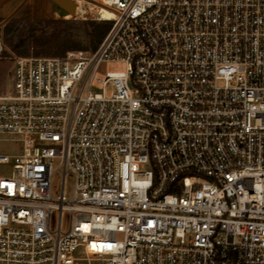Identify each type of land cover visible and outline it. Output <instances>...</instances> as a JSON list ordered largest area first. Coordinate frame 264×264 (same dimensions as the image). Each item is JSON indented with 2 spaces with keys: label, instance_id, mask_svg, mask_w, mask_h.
Returning <instances> with one entry per match:
<instances>
[{
  "label": "built area",
  "instance_id": "1",
  "mask_svg": "<svg viewBox=\"0 0 264 264\" xmlns=\"http://www.w3.org/2000/svg\"><path fill=\"white\" fill-rule=\"evenodd\" d=\"M73 1L96 48L0 94V264H264V0Z\"/></svg>",
  "mask_w": 264,
  "mask_h": 264
},
{
  "label": "rangeland",
  "instance_id": "2",
  "mask_svg": "<svg viewBox=\"0 0 264 264\" xmlns=\"http://www.w3.org/2000/svg\"><path fill=\"white\" fill-rule=\"evenodd\" d=\"M93 10L86 11L85 17L65 16L61 12L54 11L53 3H42L35 0L31 6H25L22 3L11 14L0 16V41L2 43V52L0 53V94L8 93L11 90V66L12 59L15 56H63L67 51L60 55L48 54L49 51L57 48H42L41 54H34L36 50L35 43L48 39L54 33L62 31L68 36V43L78 44L82 47H88L81 21L94 20ZM13 21V22H12ZM96 21V20H95ZM105 21L110 25V22ZM8 28V32H6ZM38 49V48H37ZM40 49V48H39ZM74 50L89 51V49L79 48ZM23 51V54H19ZM125 64L122 62H104L95 73L98 77H104L107 71H124ZM19 148L16 142L0 140V153H8ZM70 187L69 180L66 181L65 188L68 192ZM58 189V175L52 176V192Z\"/></svg>",
  "mask_w": 264,
  "mask_h": 264
},
{
  "label": "trees",
  "instance_id": "3",
  "mask_svg": "<svg viewBox=\"0 0 264 264\" xmlns=\"http://www.w3.org/2000/svg\"><path fill=\"white\" fill-rule=\"evenodd\" d=\"M80 23L83 26L86 39L89 43L88 47H82L78 44L68 43L67 34L63 33L62 31H58L57 33H54L52 36H50L48 39L39 43L36 42V50H34V54H41V51H43L42 48H57L48 52V54L51 55H60L63 54L66 50H74L79 48L89 49V51L94 50L99 44V42L102 40L110 25H108V23L105 21L95 20H83ZM6 32H8V28H6ZM18 53L23 54V51H19Z\"/></svg>",
  "mask_w": 264,
  "mask_h": 264
},
{
  "label": "crops",
  "instance_id": "4",
  "mask_svg": "<svg viewBox=\"0 0 264 264\" xmlns=\"http://www.w3.org/2000/svg\"><path fill=\"white\" fill-rule=\"evenodd\" d=\"M39 1H42V3H53L52 0ZM22 3H25V6H31V3H35V0H0V16L2 14H11Z\"/></svg>",
  "mask_w": 264,
  "mask_h": 264
},
{
  "label": "water",
  "instance_id": "5",
  "mask_svg": "<svg viewBox=\"0 0 264 264\" xmlns=\"http://www.w3.org/2000/svg\"><path fill=\"white\" fill-rule=\"evenodd\" d=\"M54 4V11L62 13L63 15L73 16L75 13V2L73 0H52Z\"/></svg>",
  "mask_w": 264,
  "mask_h": 264
},
{
  "label": "bare ground",
  "instance_id": "6",
  "mask_svg": "<svg viewBox=\"0 0 264 264\" xmlns=\"http://www.w3.org/2000/svg\"><path fill=\"white\" fill-rule=\"evenodd\" d=\"M77 13L81 17L84 16V10L82 8H78ZM99 15H100V19L102 20H109L112 19L113 17L112 13L105 8L100 9Z\"/></svg>",
  "mask_w": 264,
  "mask_h": 264
}]
</instances>
